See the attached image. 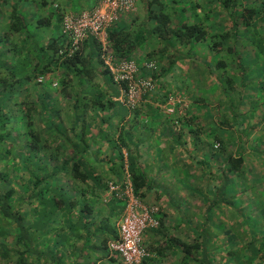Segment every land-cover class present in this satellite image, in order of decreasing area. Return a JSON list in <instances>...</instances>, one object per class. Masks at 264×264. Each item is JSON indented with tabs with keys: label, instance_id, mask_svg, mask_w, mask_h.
I'll return each mask as SVG.
<instances>
[{
	"label": "trees",
	"instance_id": "obj_1",
	"mask_svg": "<svg viewBox=\"0 0 264 264\" xmlns=\"http://www.w3.org/2000/svg\"><path fill=\"white\" fill-rule=\"evenodd\" d=\"M26 1L0 0V264H125L123 254L112 244L120 240L118 224L125 218L122 195L128 180L138 201L158 208L151 215L157 227L143 233L148 255L140 264H264V133L259 130L264 123V89L245 84L244 74L235 77L232 69H240L241 58L235 45L226 46L242 40L239 34L244 31L254 58L264 65V0H213L210 8L224 11L229 23V29L215 34L208 26L212 10L203 17L197 14L198 9L205 8L203 4L191 2L189 10L182 6L179 16L186 11L194 13L186 21L177 17L178 12L167 5V0H139L142 15L121 21L108 33L113 54L137 59L143 75H147L144 64H156L153 79L157 89L141 104L148 101L156 106L151 104L153 108L146 109L150 116L160 112L176 140L198 139L204 132L190 115L192 106L202 100L186 91L162 92L165 88L157 75L165 72L164 61L172 69L190 56L187 49L201 44H206L213 56L221 55L216 65H208L210 75H215L213 67L222 72L209 83L216 86L223 75L219 88L229 101L222 106L229 107L232 118L228 121L224 116L221 126L233 129L240 142L235 145L225 136L202 141L215 160L211 168L210 162L204 163L205 171H211L205 179L213 184V197L208 199L206 192L198 189L206 198L205 215L202 223L187 225L184 238L169 233L167 209L154 204L163 193L152 197L154 183L146 175L138 152L132 149L133 126L143 105L131 108L117 100L120 89L99 61L94 40L85 41L69 55L70 39L57 27L56 36L45 45L38 48L32 44L29 48L31 22L19 11L20 3ZM183 1L173 3L185 5ZM40 2L39 11L45 5L44 0ZM9 6L12 10L7 13ZM53 12L60 24L63 16ZM5 13L7 20L2 17ZM36 19V30L48 27L44 15ZM54 82L57 87H53ZM170 98L182 100L173 115L163 113L162 106ZM115 119L118 127L110 135L104 129ZM149 123L142 125L143 133ZM95 127L100 136L109 137L114 151L111 161L108 156L103 159V165L108 166L103 172L93 155L98 137L89 138ZM194 142L198 148V140ZM81 144L87 149L81 150ZM124 151L128 154V173ZM111 184L118 190L107 196ZM234 189L237 195L228 196ZM247 201L252 204L249 213ZM230 210L238 214V223L233 227L228 224L227 234L214 240L215 218H227ZM224 222L223 229L227 228ZM173 229L177 232L180 227ZM148 231L159 240L147 244Z\"/></svg>",
	"mask_w": 264,
	"mask_h": 264
},
{
	"label": "crops",
	"instance_id": "obj_2",
	"mask_svg": "<svg viewBox=\"0 0 264 264\" xmlns=\"http://www.w3.org/2000/svg\"><path fill=\"white\" fill-rule=\"evenodd\" d=\"M40 1L41 0H38V2L37 0H27L26 2H21L19 5V11L28 18V23L31 22L30 35L32 40L28 43L29 48H32V44L38 48L45 45L48 40L56 36L55 29L57 27L61 29V23H57L55 17L52 16L54 12L45 11L47 0H44L45 5L42 6L43 11L41 9L39 11L38 7L42 5ZM59 1L63 4H58L57 1H54L52 5L58 4L60 6L57 13L61 14L63 17L71 12L80 14L90 11L96 5V0ZM167 1V5H171V7H173L171 9L178 12L177 17L181 13V8L185 7L188 8L187 10L190 9L189 4L191 2L203 4L205 5V8L198 9L197 14L203 17L206 15L207 11L212 10L213 14L209 16L210 21H208L211 34L221 33L224 30L229 29L228 18L225 16L224 11L216 7L212 9L210 8L214 4L213 0H184V3L187 2L185 5L173 3L178 0ZM5 10L8 13L12 10V8L9 6L6 7ZM40 13L46 17V23L48 24V27H43L41 29L49 31V33H46L43 36L40 31L41 29L36 30L34 27L37 20L36 18ZM193 14L194 13L191 11H186L179 17H183V20L190 21ZM2 17L6 20L8 19V15L6 13L3 14ZM48 19H50V21H48ZM32 25L34 28H32ZM239 36L243 39L238 40L237 42L230 41L226 43L227 47H234L235 45L241 58L240 60L242 65L240 69H232V73L238 78L244 74L245 84H254L258 88L257 90L262 91L264 89L261 87L264 83L263 61H257L254 58L252 51L253 46L250 42L249 36L245 34L244 31H241ZM187 51L190 56L186 57V59L180 60L172 69H169L167 60H165L164 65L167 66L165 67L166 70L165 72L159 73L157 76H159L158 80L160 81V84L165 88V90H162L163 93H167L165 91H173L176 93L179 91H186L187 93H190V95L192 94L193 98L202 100L192 106L190 115L194 118L197 124L202 126L201 128H204V132L201 133L198 139H194L192 137L187 140L173 139L172 134L169 133L168 127H166L162 120L163 118L159 114L160 112H152V115L150 116L151 112H149L146 108L149 106L152 107L151 104L153 103L148 104V101H145L144 104H141L143 105V112L141 111V116L133 126L134 132L131 138V143L134 144L135 147V149H132L138 152V156L146 175L150 178L152 183H154V191L151 193L152 197L154 195L156 196L157 192L163 193L161 200L159 202L154 201V204L160 203L163 208L167 209L165 222L167 223V227L168 225L171 226L169 233H173V235H177L178 233L181 238L188 235L187 225L202 223L205 215L203 211L205 208L204 203L206 202L205 196H208V199L213 197V193L211 191L213 184L208 183L205 179L206 175H209L208 172L211 171H205L204 163L207 164L210 162L209 167L210 165L215 166V160H213L212 157H209L208 152L205 151V148L202 146V141L212 142L215 137L220 138L225 136L228 138V141L232 139L233 144L235 145L240 142L235 138L236 132L233 131V129L230 130L228 127L224 128L221 126V120L224 116L228 121L232 118L229 112V107L222 106V104L225 105L226 102L229 101L226 94H222V91L219 88L222 86L224 81L223 75L218 80L219 84H216V86H210L209 83L211 80H217L216 77H219L222 73L219 72L220 70L213 67L212 69L215 75L212 76L210 75L208 68V65H216V63L221 59V55L213 56L214 54H212L206 44L190 47ZM205 86H210V88H206ZM245 96L247 99L248 97L250 98L249 94L245 93ZM262 103L264 104V100H262ZM154 107L156 106L154 105ZM163 109H160V111ZM114 114H116V112H114ZM263 114L264 110L262 116ZM148 116L150 117L148 118ZM145 121L150 122V127L147 128L145 133H143L144 130L142 125ZM116 122V119L110 122L108 126L105 127L106 129H104V131L107 133L111 132L110 135H112V129H116V127H118ZM89 126H91V123H89ZM165 128H167V132L165 131ZM259 130L264 133V123L260 125ZM89 136L91 139L98 137L96 138L97 148L95 149L93 155L96 157V161L102 164L100 168L103 172L108 169L107 165H103V159L105 156L110 158L111 154L114 152L108 144L109 137L105 136V134L100 136L96 127L92 128ZM251 136L253 138L255 135L252 133ZM142 140H144V142H142ZM196 140H198V148H195L194 141ZM88 145H90V142ZM137 146H139L138 151L136 149ZM80 148L81 150L87 149L84 144H81ZM232 151L236 152V149L232 148ZM84 158L90 159V156L88 157L84 154ZM111 158L108 162L111 161ZM234 187L237 188L236 185H234ZM198 189H201L206 193L204 194L201 192L200 194ZM236 192L237 191L235 189L231 190L228 192V196H232V194L237 195ZM188 196H194V198L191 199L192 197L188 198ZM245 208L248 211L247 213L251 212V202L249 203V201H247ZM229 212L230 213H228L227 218L218 217V220L220 221L217 220V217L215 218V221L217 222L214 223L216 226L212 234L214 240L221 237L222 234H227L228 224L230 227H233L236 223H238L236 218L238 214L233 213L231 210ZM224 221H227V228L225 226V229H223L224 226H222V224H225ZM263 223L264 220L261 224L263 225ZM174 227L175 229L180 227V229L175 232L173 229ZM195 234L196 232L194 231L193 235ZM156 236V234L148 231L147 235H145L146 243L148 244L150 241H158L159 238Z\"/></svg>",
	"mask_w": 264,
	"mask_h": 264
},
{
	"label": "built area",
	"instance_id": "obj_3",
	"mask_svg": "<svg viewBox=\"0 0 264 264\" xmlns=\"http://www.w3.org/2000/svg\"><path fill=\"white\" fill-rule=\"evenodd\" d=\"M139 0H96V5L90 11L83 13H68L61 21V31L70 39L68 54L77 52L87 40H94L98 46V57L107 71L108 77L120 89L118 101L136 108L148 94L154 93L157 85L153 74L158 70L155 63L144 64L147 75L142 74L137 59H121L114 55L110 48L108 33L110 29L125 19L135 16L138 12ZM59 5L53 6L58 12ZM43 82V79H40ZM53 87H57L54 82ZM176 104H182L180 98H170L167 105L162 106L165 114L173 115ZM219 148V144H216ZM128 173V154L123 152ZM118 188L110 185V196ZM125 201V218L121 222L120 240L112 244V248L119 250L125 259V264H140L148 254L143 247V233L147 228L157 227V222L151 218L158 212L157 206L146 207L134 196L130 181L126 182V190L122 195Z\"/></svg>",
	"mask_w": 264,
	"mask_h": 264
},
{
	"label": "rangeland",
	"instance_id": "obj_4",
	"mask_svg": "<svg viewBox=\"0 0 264 264\" xmlns=\"http://www.w3.org/2000/svg\"><path fill=\"white\" fill-rule=\"evenodd\" d=\"M54 1H57L58 2V4H63L61 1H59V0H47L46 2H47V5H46V7H45V11L46 12H51V11H53V6L54 5H58V4H53L52 5V3L54 2ZM73 1H76V0H73ZM77 3V2H76ZM138 12H137V14L136 15H138V14H140V15H142V13H143V6H142V3H141V1H139L138 2ZM41 10H42V8H41ZM43 11V10H42ZM39 15H42L43 16V14L42 13H40ZM135 15V16H136ZM134 16V17H135ZM32 28H34L33 27V25H32ZM41 31V33H42V36L44 35V34H46V33H49V31H46L45 29H41L40 30ZM257 64V63H256ZM255 75V74H254ZM66 104H68V102H66ZM234 193V192H233ZM232 195H235V194H232ZM239 196H237V198H238ZM245 199V198H244ZM160 204V203H159ZM119 229H120V227H121V222L119 223Z\"/></svg>",
	"mask_w": 264,
	"mask_h": 264
}]
</instances>
